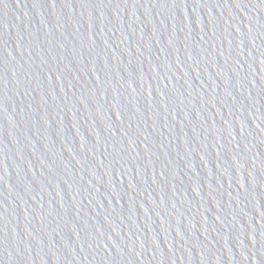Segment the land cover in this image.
<instances>
[{
	"label": "water",
	"instance_id": "95a60500",
	"mask_svg": "<svg viewBox=\"0 0 264 264\" xmlns=\"http://www.w3.org/2000/svg\"><path fill=\"white\" fill-rule=\"evenodd\" d=\"M0 264H264V0H0Z\"/></svg>",
	"mask_w": 264,
	"mask_h": 264
}]
</instances>
